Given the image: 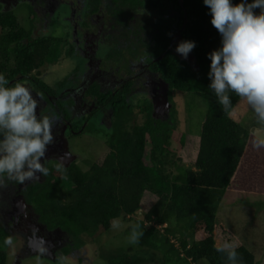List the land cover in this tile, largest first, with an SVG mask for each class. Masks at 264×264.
I'll return each mask as SVG.
<instances>
[{
	"label": "trees",
	"instance_id": "trees-1",
	"mask_svg": "<svg viewBox=\"0 0 264 264\" xmlns=\"http://www.w3.org/2000/svg\"><path fill=\"white\" fill-rule=\"evenodd\" d=\"M94 1L96 9L105 5L115 11L106 1ZM118 1L110 0L113 5H119ZM123 3L134 10L131 15H123L124 20L117 19V24L129 34L128 47L130 41L137 42L133 50H119L122 58L128 50L137 54L142 37L150 36L157 44L163 31L173 36L187 19L180 42L192 40L196 47L184 59L176 53L177 45H171L172 38L164 37L165 56L153 68L168 85L171 106L166 116L153 117L152 105L147 104L145 96L144 106H139L134 99H125L128 88L123 92L101 91L93 84L89 94L97 104L109 105L112 113L111 127H96L105 140L102 153L87 166L83 161L86 146L76 143L75 152L83 157L65 168L63 174L54 166L53 183L47 176V180L30 187L25 192L26 202L35 207L39 222L48 230L61 231L65 244L74 239L77 248L81 238H88L93 250L86 251L89 249L103 264H230L227 254L217 251L225 242L236 245L238 264H256L254 254L219 222L217 214L226 192L264 196V147L255 146L264 139L256 131L255 122L241 123L240 108L232 117L225 113L208 88V54L221 45L208 8L203 0H183V8L180 0ZM160 7L168 8L173 16L161 17L157 12ZM145 10L156 11L157 16L143 14ZM52 30L57 37L32 40L15 12L4 11L0 4V73L11 84L33 81L38 92L50 90L46 81L50 77L42 73L53 68V61L58 62L54 68L60 74L54 80L67 77L70 65H66V49L73 47L69 28ZM68 61L73 66L81 63L70 56ZM175 92L193 95L207 104L198 136L182 130L174 118L170 93ZM231 98L236 108L241 98L235 93ZM236 114L238 120L233 118ZM114 224L122 227L113 231L115 244L109 245L108 240L103 243L101 237ZM133 228L142 233L137 243L131 242ZM5 235L0 226V242ZM2 245L0 264H9ZM82 247L78 248L80 254Z\"/></svg>",
	"mask_w": 264,
	"mask_h": 264
},
{
	"label": "flooded vegetation",
	"instance_id": "flooded-vegetation-1",
	"mask_svg": "<svg viewBox=\"0 0 264 264\" xmlns=\"http://www.w3.org/2000/svg\"><path fill=\"white\" fill-rule=\"evenodd\" d=\"M105 1L115 9L114 12L105 5L96 9L93 7L94 0H0L4 11H13L21 4L30 8L29 37L32 40L42 39L47 36L45 34L51 33L55 19L67 21L73 47H68L66 53L81 60L77 66L70 64L66 78H62L61 81L53 78L54 81H58L53 84L56 91L50 86V90L38 92L33 81L22 82L29 84L34 95L40 100V108L37 110L40 114H48L51 110L60 117L57 127L53 129L55 141L49 146L44 161L49 169L47 176L50 177L51 183H53V167L65 153L70 154L64 162L65 168L71 166L75 160L79 161L77 158L80 154L73 151L70 144L75 138L92 124L94 128L111 127L112 113L109 111V105L97 104V99L88 92V88L93 84L98 85L101 91L123 92L125 91L123 88L130 89L125 98L128 102L133 100V95L141 93L152 108L155 100L160 102L165 91V99H168V85L153 68L155 63L165 56L164 46H167V43L164 42V37L172 38V46L180 42L181 33L187 22L186 17L181 30H177L173 36H166L164 35L166 30L163 31L162 37L160 35L156 40L157 44L150 36L142 37L136 54L132 50L135 49L137 41H130L132 45L131 48L128 47L129 39L127 41L126 38L129 34L127 36V30L117 24V19L124 20L126 15L133 13L134 8L130 4L123 3L126 0H119V5H113L110 0H102V4H105ZM180 6L183 8V0H180ZM164 8L160 7L157 10L161 13V17L173 16L168 8ZM59 11L60 14L57 16ZM141 12L147 15L152 13L154 18L157 16L156 11ZM122 47L132 49L128 50V53L124 52V58L118 53ZM51 69L50 66L42 75L46 77ZM55 72L58 71L53 70V77H56ZM61 85L63 87L59 90ZM153 112L154 109L153 117H161L155 116ZM47 176L41 175L38 180L25 181L22 184L5 181V185L0 187V226L6 232L5 237L11 238L12 243L19 241L18 248L22 253L25 249L31 252L33 243L41 240L47 243L46 245L51 248L50 251L65 247L66 241L61 231L48 230L41 224L35 207L25 199V192L36 183L47 180L49 178ZM46 245L43 247L46 248ZM51 256L53 257V253Z\"/></svg>",
	"mask_w": 264,
	"mask_h": 264
},
{
	"label": "clouds",
	"instance_id": "clouds-1",
	"mask_svg": "<svg viewBox=\"0 0 264 264\" xmlns=\"http://www.w3.org/2000/svg\"><path fill=\"white\" fill-rule=\"evenodd\" d=\"M203 4L209 10L211 25L221 36L220 47L208 54V88L225 113L231 115L235 110L231 98L235 93L254 112L257 122L264 124V0H203ZM195 47V41L183 40L175 51L187 59ZM39 108L40 100L29 85L11 84L0 73V187L5 181L22 184L49 174L44 161L49 146L55 141L53 129L60 117L51 110L40 114ZM255 146L264 147V140ZM69 155L65 153L59 158L56 171L62 174L66 171L64 162ZM140 235L133 228L131 242L137 243ZM0 244L8 252L9 263L15 260L13 264L31 254L36 259H47L54 254L42 240L33 243L30 254L22 253L19 241L12 243L11 238L5 237ZM217 251L226 253L230 264H238L235 244L225 242ZM57 257L59 262L63 261L62 254Z\"/></svg>",
	"mask_w": 264,
	"mask_h": 264
},
{
	"label": "rangeland",
	"instance_id": "rangeland-1",
	"mask_svg": "<svg viewBox=\"0 0 264 264\" xmlns=\"http://www.w3.org/2000/svg\"><path fill=\"white\" fill-rule=\"evenodd\" d=\"M8 9L12 10L13 7H8ZM29 10L30 8L25 4H21L18 8H15L13 10L19 19L21 27H23L27 31L30 30V21L28 19ZM59 14L60 11L58 12L57 16ZM67 25L68 23L64 19H61V22L55 19L54 25H52V27L54 26L55 28L57 27L59 29L65 27V29H68ZM49 34L45 35H54L57 37L56 33H53V30L52 33L50 35ZM68 59L69 56L66 57V65L68 64L69 66L70 63ZM57 63V61H53L52 70L47 72L46 77H50V80L46 81L50 86H53V70H57V67L54 68ZM58 74L55 72V75ZM26 85L29 84L26 83ZM165 92L162 94L163 98L160 100V102H157L155 100V102L153 103V114L155 113V116H166L167 112L166 110L164 111V109H169V106H171V104H169V100H165ZM142 97H144V95L141 93L133 95V99L139 106H144L145 104L144 99H146V97L144 99H142ZM170 100L174 104L173 106L175 109L172 113H174V118H176L179 127L187 133H191V135L198 136L200 134L202 122L207 111V104L204 102V100L193 95L183 94L180 92H175L173 94L170 93ZM161 105H164L165 107L162 110ZM238 109V115L240 114V112L241 114L243 112L241 123L255 122L258 126L256 131L264 139V124H260L257 122L254 112L251 111V109L246 105V103H244V101L241 100L238 103L237 107L232 112L231 117L233 113H235ZM238 115H234L233 118L238 120ZM97 130L98 129L94 128V125H89L86 130L87 133L85 135L78 136L77 138H75L73 143H70L73 147V151L76 150V147H78L77 144L80 142H82V144L86 146L85 151H83L85 153V158L83 161L85 163H88L87 166H89L98 158V156L102 153L105 145V140L103 139L102 133ZM95 133L100 136L98 137ZM78 154H80L79 151ZM80 157L83 156L80 154L79 158L77 159H80ZM217 215L219 222H222L225 227L230 232H232L251 253L254 254L256 264H264V196L226 192L222 197ZM114 230H122V227L118 226L116 228L114 224L111 231L101 237L103 239V243L108 240L109 245L115 244L114 240L117 239V237L114 238ZM79 241L82 243L80 246H83L81 249V251L84 252V254H82L81 252L83 258L79 256L81 255L80 249H78L80 246L76 248L77 243H75L74 239H70V244H65V247L63 249L60 248V250L53 251L55 260L52 257H48L47 259H36L34 257L35 255L31 254L23 257L21 261L18 262V264H103L100 262V260L95 258L94 253H92L89 249H87L88 252L86 251V248H91L93 250V247L89 245L90 243H87L88 238H81ZM65 243H67V240ZM218 245L219 244L217 242L216 246L218 247ZM70 249H73L71 250L73 252L70 251L69 253V251H67ZM65 251H67V257L63 258V261L59 262L57 260V255L62 254L63 256L65 254ZM30 253L31 252H29V250H25L24 252V254ZM11 255L12 257H14L13 251L11 252ZM77 256H79V258ZM11 261L12 262L9 264H13L15 260L12 259Z\"/></svg>",
	"mask_w": 264,
	"mask_h": 264
},
{
	"label": "water",
	"instance_id": "water-1",
	"mask_svg": "<svg viewBox=\"0 0 264 264\" xmlns=\"http://www.w3.org/2000/svg\"><path fill=\"white\" fill-rule=\"evenodd\" d=\"M166 100V99H165ZM165 107H164V105H161V110L162 109H164ZM166 110V112L168 111V109H164V111ZM44 255V254H43ZM46 255H47V253H46Z\"/></svg>",
	"mask_w": 264,
	"mask_h": 264
}]
</instances>
